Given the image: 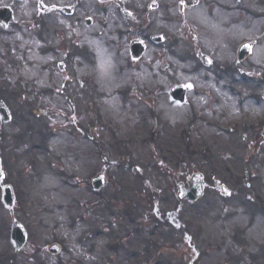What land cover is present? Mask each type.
Listing matches in <instances>:
<instances>
[{"label": "rangeland", "instance_id": "rangeland-1", "mask_svg": "<svg viewBox=\"0 0 264 264\" xmlns=\"http://www.w3.org/2000/svg\"><path fill=\"white\" fill-rule=\"evenodd\" d=\"M28 4L15 5L16 12L23 14L32 6ZM242 6L247 10V37L256 34L264 40V30L260 33L264 20L253 22L264 15V0H247ZM5 43L12 41L0 39V63L2 58L7 63V68L1 65L0 93L19 117L0 122V264H246L251 256L264 264V144L258 139L260 131L252 130V124L263 122L264 105L252 102L258 108L243 109L235 103L237 94L245 100L264 94V44L260 61L253 62V56L251 65L245 66L254 78H240L234 65L231 72L220 75L217 91L223 93L225 83L223 89H234V98L231 95V104L229 93L221 97L216 116L209 99L198 101L193 95L188 107L199 106L194 110L201 115L206 111L210 128L201 118L193 120L189 108V113L178 110L159 98L154 106L155 97L149 99L145 92L154 86L139 88L137 80L126 99L114 94L109 76L95 99L85 90L94 84L83 79L89 59L93 65L90 54L87 61L78 56L83 67L72 60L75 79L62 80L66 73L56 72L44 88L47 98L24 99L17 76L9 77L21 71L31 75L35 65L30 46L17 51L12 46L9 56ZM75 47L72 51L84 55L81 47ZM183 52L178 45L169 55L182 62ZM108 62L104 70L114 69V77L130 83L134 73L147 85L143 68L127 72L124 66L123 72H116ZM84 80L89 82L86 87ZM23 101L30 103L21 106ZM37 103L54 109L45 114ZM93 103L97 106L92 108ZM139 109L145 117L152 112L148 120L136 115ZM242 110L249 111L246 126L239 119ZM94 122L96 127H90ZM101 172L107 184L97 191L91 179ZM195 173L204 176V195L195 202H179V184L188 187ZM6 185L14 191L12 213L1 199ZM220 185L232 189L230 197H222ZM174 220L183 223L170 224ZM13 222L28 233L21 249L10 239ZM249 236L256 243L245 255L234 242L243 238L244 245ZM53 243L61 247L56 254L49 249Z\"/></svg>", "mask_w": 264, "mask_h": 264}, {"label": "flooded vegetation", "instance_id": "flooded-vegetation-1", "mask_svg": "<svg viewBox=\"0 0 264 264\" xmlns=\"http://www.w3.org/2000/svg\"><path fill=\"white\" fill-rule=\"evenodd\" d=\"M33 1L34 10L22 11L33 12L31 19L17 25L14 21L3 25L0 19V34L3 28L12 27L5 36L12 37L16 45H22L27 35L36 57L35 69L41 78L55 72L56 66L62 71L70 68L73 56H79L72 52L73 38L84 39L92 50L93 47L101 50L106 45L115 52L114 60L126 61L129 65L136 61L130 53L131 42L141 39L145 42L143 55L148 62V71L153 77H161L162 72L170 68L167 64L159 67V63L178 45L184 50L180 59L194 63L180 69L191 79L204 76L202 68L207 67L202 54L207 57L208 69H211V63L215 66L214 75L218 78L231 72L232 65L243 62L239 61L238 52L246 41L247 15L242 6L246 0H233L229 5L226 4L228 0H160V3L156 0ZM4 5L13 7L14 0L10 3L0 0V7ZM66 8L72 10L68 12ZM29 15L24 14L22 18ZM253 42L257 44L256 40ZM84 55L86 59V48ZM243 250L247 252V249Z\"/></svg>", "mask_w": 264, "mask_h": 264}, {"label": "water", "instance_id": "water-1", "mask_svg": "<svg viewBox=\"0 0 264 264\" xmlns=\"http://www.w3.org/2000/svg\"><path fill=\"white\" fill-rule=\"evenodd\" d=\"M176 98L179 99L180 97H176ZM180 99H181V98H180ZM95 185H96V188L99 187V186L101 185V181H100V180H99V181L96 180ZM197 186H198L197 188H194V189L191 190V192L188 194V195H189L188 197L190 198V200H195V198H197V196L201 195V190H200L201 185L199 184V185H197ZM8 195H9V194H8ZM7 199H11L10 196L7 197ZM8 202H9V200H8ZM14 237H15L16 239H18L20 243L23 242V239H22V237L20 236L18 230H17V236H14Z\"/></svg>", "mask_w": 264, "mask_h": 264}, {"label": "bare ground", "instance_id": "bare-ground-1", "mask_svg": "<svg viewBox=\"0 0 264 264\" xmlns=\"http://www.w3.org/2000/svg\"><path fill=\"white\" fill-rule=\"evenodd\" d=\"M189 208H191L190 209V212L192 211V205H189ZM181 223H183V222H181L180 220H174V221H172L170 224H173V225H179V224H181ZM183 225V224H182ZM174 235H177V234H174Z\"/></svg>", "mask_w": 264, "mask_h": 264}]
</instances>
